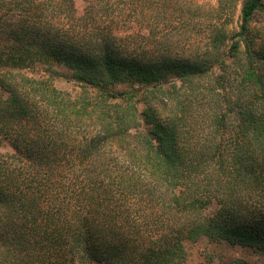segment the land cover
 Instances as JSON below:
<instances>
[{
  "label": "trees",
  "instance_id": "16d2710c",
  "mask_svg": "<svg viewBox=\"0 0 264 264\" xmlns=\"http://www.w3.org/2000/svg\"><path fill=\"white\" fill-rule=\"evenodd\" d=\"M193 1L0 0V264L264 255V0Z\"/></svg>",
  "mask_w": 264,
  "mask_h": 264
},
{
  "label": "rangeland",
  "instance_id": "374dc122",
  "mask_svg": "<svg viewBox=\"0 0 264 264\" xmlns=\"http://www.w3.org/2000/svg\"><path fill=\"white\" fill-rule=\"evenodd\" d=\"M241 4L242 0H234L230 8L224 10L220 18H218L215 16L220 11H214L216 0H194L191 7L196 16L192 18L190 25L198 26L199 31H192L191 35H189V42L193 43L194 47L201 45L203 47V33L207 31L208 26L213 24L215 20L218 24H227L226 26L229 32L237 28ZM77 7H81L79 1L77 2ZM263 24L264 13L259 12L255 15L252 25L257 30ZM58 70L61 71L60 68ZM56 85L65 89L69 84L64 79H58ZM185 249L187 257L183 264H228L234 259L246 260L248 264H264V255L254 254L250 249H245L240 246H230L225 243L209 244L204 239L196 242H186Z\"/></svg>",
  "mask_w": 264,
  "mask_h": 264
}]
</instances>
